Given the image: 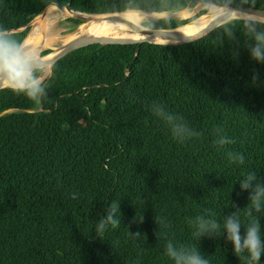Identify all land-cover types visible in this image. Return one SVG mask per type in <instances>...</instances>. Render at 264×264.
<instances>
[{"label":"trees","instance_id":"1","mask_svg":"<svg viewBox=\"0 0 264 264\" xmlns=\"http://www.w3.org/2000/svg\"><path fill=\"white\" fill-rule=\"evenodd\" d=\"M199 2L264 9V0H0V28L23 42L52 3L100 14ZM204 12L144 25L174 28ZM249 23L264 32L262 21L233 18L184 44L82 46L53 65L39 103L0 90V264H172L170 241L196 246L208 264H249L222 236H194L197 218L223 225L235 211L242 231L258 218L264 240V211L249 216L238 185L249 173L264 181V64L248 58ZM156 104L185 125L186 139ZM111 202L121 224L100 239Z\"/></svg>","mask_w":264,"mask_h":264},{"label":"clouds","instance_id":"2","mask_svg":"<svg viewBox=\"0 0 264 264\" xmlns=\"http://www.w3.org/2000/svg\"><path fill=\"white\" fill-rule=\"evenodd\" d=\"M225 35L229 39H234V34L227 29ZM246 35L254 41L246 45L249 60L256 64H264V32L257 31L255 24L249 23L246 25ZM238 53H234V56ZM41 71L35 52L15 39L11 32L0 28V86L7 87L39 103L40 98L45 95ZM156 105L157 109L154 113L168 126L171 125L173 136L181 141L186 139L188 135H181L178 131V129L186 128L185 125L174 123L176 117L168 113L162 105ZM219 143L224 144L226 141L220 140ZM233 160H238L241 164L244 162L242 156H234ZM238 185L241 192L249 193L246 204L247 214L252 216L253 213L264 211V181H259L255 173H249L238 182ZM234 207L238 209L235 205ZM120 224L119 202H111L96 225L95 236L101 239L109 226L116 228ZM195 227L194 236L197 240L203 236L211 239L222 236L231 245L234 254L247 253L249 264H258L264 255V240L261 238L258 218L249 223L243 231L241 221L235 211L224 218L223 225L215 219L199 217L195 221ZM165 255L172 261V264H208L196 246H176L170 241L167 243Z\"/></svg>","mask_w":264,"mask_h":264},{"label":"bare ground","instance_id":"3","mask_svg":"<svg viewBox=\"0 0 264 264\" xmlns=\"http://www.w3.org/2000/svg\"><path fill=\"white\" fill-rule=\"evenodd\" d=\"M64 15L75 16L66 9L60 10ZM228 13V9L225 7L216 8L211 6L208 9V12L203 14L200 19L195 21L192 24L183 25L178 30L181 34L185 36H190L195 33H198L199 30L203 29L208 23L213 19H216L224 14ZM120 20L106 19L99 24H95L96 27L93 28V31H90L79 43V45H85L92 42L100 43H121L127 41H139L141 42L144 39L149 38L150 41L155 43H167L171 42V39L161 38L157 36H152L150 31L146 27H142L141 23L147 17L156 18L162 14L156 13H147L138 10H127L120 14ZM183 16V13H182ZM55 17L56 6L51 5L46 9V11L39 17H37L32 22V27L26 37L24 44L30 47L36 54L37 57L43 56L45 60L44 65L41 66L43 79L50 73V61L56 56L62 46L72 39L76 33L62 35L60 30L56 28ZM231 17H240V18H258L255 15L249 13L233 10L231 11ZM96 17L90 19L87 23H92L95 21ZM134 25L140 28L139 32L133 31L129 25ZM84 25L81 26V30L84 29ZM137 37L140 39H137ZM54 47V48H53ZM45 48H52L50 52L45 55H40L41 51Z\"/></svg>","mask_w":264,"mask_h":264},{"label":"water","instance_id":"4","mask_svg":"<svg viewBox=\"0 0 264 264\" xmlns=\"http://www.w3.org/2000/svg\"><path fill=\"white\" fill-rule=\"evenodd\" d=\"M50 5H56L57 7L61 8V9H66L68 11H70L71 13L75 14V16H73V18L79 19L80 23L77 24L75 26V28L73 30H71L69 32V34H73L76 33V35L70 39L67 43H65L62 48L59 50V52L56 54V56L49 62L51 65V72H52V67L54 64H56L57 62H59L61 59H63L67 54H69L70 52H72L73 50L80 48L82 46L91 44H85V45H79L80 41L90 32V30H92L93 28L96 27L95 24H99L100 22L105 21L106 19H113V20H120V14L125 12H108V13H100V14H88V13H82V12H77L74 11L72 9L69 8L68 5L66 6H60L56 3H52ZM48 5L47 7H45L40 14L44 13L46 11V9L50 6ZM209 8L211 6H214L216 8H220V7H225L228 9V13L213 19L210 23H208L205 27H203V29L199 30L198 33H195L193 35L190 36H185L183 34H181V32L178 30L181 26L183 25H188V24H192L195 21H197L198 19H200V17L207 13L208 10L206 12H204L202 15H200L199 17L187 21L183 24H181L178 27H174V28H158V29H151L148 28L146 26H142V27H146L149 31L150 34L152 36H157V37H161V38H167V39H171V42H167V43H158V44H184V43H189L192 42L196 39H199L203 36H205L206 34H208L209 32H211L213 29H215L216 27H218L219 25L225 23L226 21L233 19V18H240V17H231V11L233 10H239V11H243L246 13H249L251 15H255L258 18H246V19H252V20H258V21H262L264 22V9L261 8H256V7H251V6H247V7H234L231 5H216V4H208ZM127 11V10H126ZM143 12H147V11H143ZM147 13H151V12H147ZM165 13V12H163ZM175 13L177 12H173V13H168L166 15H162L157 19H166V20H180L181 18L178 15H175ZM93 17H96L95 21H93L92 23H87L90 19H92ZM30 24V23H29ZM29 24L27 26H29ZM84 25V29H80L81 26ZM129 27L135 31L136 33L140 31L139 27H136L134 25H130L128 24ZM29 33V32H28ZM28 36V34H27ZM26 36V37H27ZM26 39V38H25ZM25 39L23 40L22 43H24ZM144 42H151V43H155L150 41L149 38L142 40L141 42H137V43H119V44H136V45H140L141 43ZM95 43V42H92ZM100 43V42H99ZM115 43V42H112ZM105 44V43H104ZM39 66L41 67L42 65H44L45 60L43 59V56H39L37 57ZM50 72V74H51ZM7 88L4 86H0V90Z\"/></svg>","mask_w":264,"mask_h":264},{"label":"rangeland","instance_id":"5","mask_svg":"<svg viewBox=\"0 0 264 264\" xmlns=\"http://www.w3.org/2000/svg\"><path fill=\"white\" fill-rule=\"evenodd\" d=\"M51 6V5H50ZM49 6V7H50ZM56 6V5H55ZM209 9V5L208 4H205V3H197L195 4L193 7H187L183 10H180L178 11L177 13H175V15H178L181 19H189L191 18L192 16H194L197 12H199L200 10H208ZM61 8L57 7L56 6V14H57V18L55 17V21L56 22V28H58L60 30V33H62V35H65V34H69V32L71 31L70 27H71V22H68L67 21V18H71V16H67V15H64L61 11ZM182 13H183V16H182ZM43 14V13H42ZM42 14H38L35 18H33L29 24V28L31 29L32 27V22L39 16H41ZM157 14V13H156ZM158 14H162V15H166L168 13H158ZM161 16V15H160ZM159 16V17H160ZM159 17H156V18H152V17H147L146 19H144V21H142L141 25L142 26H145L144 24L150 20H155ZM29 29V31H30ZM90 31H93V30H90ZM54 48V47H53ZM52 48H45L43 49L42 51H45V50H50L51 51ZM42 51H41V54H42ZM51 72V71H50ZM40 75L42 76V71L40 73ZM50 76V73L45 76L42 80L43 82Z\"/></svg>","mask_w":264,"mask_h":264}]
</instances>
